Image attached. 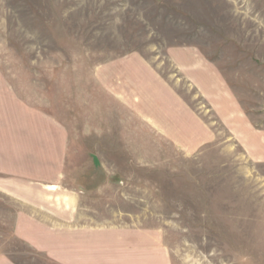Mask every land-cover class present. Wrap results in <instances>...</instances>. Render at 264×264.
Listing matches in <instances>:
<instances>
[{
  "label": "rangeland",
  "instance_id": "374dc122",
  "mask_svg": "<svg viewBox=\"0 0 264 264\" xmlns=\"http://www.w3.org/2000/svg\"><path fill=\"white\" fill-rule=\"evenodd\" d=\"M0 76L62 162L0 264H264V0H0Z\"/></svg>",
  "mask_w": 264,
  "mask_h": 264
},
{
  "label": "crops",
  "instance_id": "0c3cea01",
  "mask_svg": "<svg viewBox=\"0 0 264 264\" xmlns=\"http://www.w3.org/2000/svg\"><path fill=\"white\" fill-rule=\"evenodd\" d=\"M0 81H3L1 76ZM23 105L0 82V173H10L18 181L4 192H14L24 209H32L29 214L23 213L28 218L55 219L61 212L57 200L62 177L61 125L44 114L40 118L36 109H32L31 113H35L32 115L27 108V115L20 119Z\"/></svg>",
  "mask_w": 264,
  "mask_h": 264
}]
</instances>
